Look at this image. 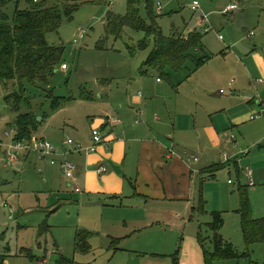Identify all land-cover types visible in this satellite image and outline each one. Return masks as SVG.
Returning <instances> with one entry per match:
<instances>
[{"label": "rangeland", "instance_id": "obj_1", "mask_svg": "<svg viewBox=\"0 0 264 264\" xmlns=\"http://www.w3.org/2000/svg\"><path fill=\"white\" fill-rule=\"evenodd\" d=\"M194 1L140 0L139 9L142 18L151 22L149 7L153 6L156 14H159L156 23L160 24L166 36L189 30L197 17L202 13L206 14L215 28L202 30L203 45H206L204 52L208 53L225 49L217 36L222 35L229 44L226 38L229 29L249 32L253 39L248 41L254 46L253 40L261 32L258 29L260 23L264 28V0H198V9L192 8ZM230 2H236L240 9L223 14ZM47 4L64 10L67 0H47ZM28 7V0H7L4 7L0 8V21L6 19L13 25L17 10ZM128 13V0H83L73 15L64 14L58 30L47 34V41L51 45L63 48L62 64L65 62L70 68L64 71L62 66L61 69L59 67L47 81L32 83L24 80L22 84H16L15 81L17 89L28 92L27 99L21 103V113L31 112L33 117L36 116V128L33 130L35 137L45 136L51 140L54 135H59L61 138L69 133L71 118L88 121L87 116L91 113L95 116L100 103L97 104L92 99L99 102L102 86L107 88L110 85L114 92L110 98L105 95L104 102L126 100V95L133 92L130 91L131 86L135 87L134 92L139 90L130 76L132 73L141 74L147 68L144 61L149 50L131 53L128 46L144 39L145 33L128 26L122 37L116 38L108 33L105 25L108 15L127 16ZM81 29H84L85 36L76 43L74 40L79 37ZM208 40L213 42L215 48L208 46ZM199 54L205 55L203 52ZM148 72V76L153 72L156 78L161 77L163 84L170 81L156 70L148 68ZM12 85L11 82L10 89L14 90ZM6 95L0 80V144L3 142L5 145L11 139L4 136V132L10 130V123L21 115L19 112L9 111ZM55 98H65L66 101L55 108L52 104ZM259 111H253L252 115H258ZM263 132L264 116L231 129L229 134H234L237 142L228 145L223 153L231 156L232 161L226 163L224 169L216 171L214 176L203 179L198 175V195L194 206L203 192L207 201L206 211L191 210L189 220L192 225L187 228L186 233H190L192 228H198L197 232L201 231L203 237L207 238V250L213 252L214 233L209 224L213 221L214 214L220 212L224 222L220 232L237 253L233 258L214 260L213 264H264V243L248 245L239 212V188L247 186L254 218L264 217V181L248 186L249 181L243 171L246 166L255 170L258 162L264 165V139H256V135ZM4 149V145H0V252L8 255L5 264H175V252L183 244L182 226L172 227L176 232H170L167 226L160 231L153 229L143 233L127 232L120 221L122 215L127 216V211L118 206L102 208L100 212L94 207H85V202L78 203L79 195H68L63 190L65 180L61 170L51 179L47 167L42 163L37 164L38 155L31 152L33 154L28 153L31 155L28 157L26 152L29 151L26 149L21 151L18 164L5 166L4 160L8 155ZM20 164H25L24 172ZM57 166L59 169V165ZM108 167L113 171L111 165ZM174 205H177L174 206L176 209L183 208L180 202ZM79 232L85 235L88 233L89 242L85 250L77 248L76 238ZM122 235L124 236L121 237Z\"/></svg>", "mask_w": 264, "mask_h": 264}, {"label": "crops", "instance_id": "obj_2", "mask_svg": "<svg viewBox=\"0 0 264 264\" xmlns=\"http://www.w3.org/2000/svg\"><path fill=\"white\" fill-rule=\"evenodd\" d=\"M204 15L197 17L194 25L181 34L188 35L194 29L202 31L207 26L214 30L209 18L204 25L199 22ZM258 29L261 32L253 40L254 46L248 41L253 39L252 35L241 29L227 31L230 45L219 34L217 38L222 40L225 49L208 50L217 55L189 76L188 70L175 72L167 84L153 72L150 76L149 72L145 75L132 73L130 78L139 90L134 92L135 87L131 86L133 92L126 95V100L104 102L105 95L110 98L114 92L110 85L102 86L99 102L92 99L100 103L96 115L91 113L88 121L71 118L70 131L65 133L68 139L65 135L49 139L59 152L55 156L57 163L51 165L50 158L36 157L37 164L47 167L51 179L61 170L65 180L63 190L68 195H79L78 203L85 202V207H94L100 212L102 208L118 206L127 211V216L122 215L120 220L127 232L160 231L164 226L176 232L172 227L182 226L179 264H206L198 228L186 233L192 225L191 210H200V196L194 206L198 175L204 179L224 169L232 159L223 150L237 142V138H232L234 134H229L231 129L253 121V111L264 112V81L259 82L264 80V28L261 23ZM211 42L207 41L208 46L215 48ZM230 81L238 90L237 95L220 94L222 89H227L225 87L229 89ZM94 128L101 130L105 141L97 152H90L85 147L93 142ZM256 136L257 140L264 139V132ZM69 138L85 150L77 151L73 144H68ZM28 153L33 154L26 152L28 157L31 156ZM21 155L19 152L16 164ZM62 161L75 165L74 178L65 176L60 165ZM111 162L119 165L121 172L110 171ZM24 165L20 164L23 172ZM103 166L106 171L100 175L99 169ZM243 171L248 181V175L253 176L255 185L264 181L262 162L256 164L255 170L246 166ZM77 186L81 187V192L75 191ZM179 202L183 208H174ZM109 215L112 217V212Z\"/></svg>", "mask_w": 264, "mask_h": 264}, {"label": "trees", "instance_id": "obj_3", "mask_svg": "<svg viewBox=\"0 0 264 264\" xmlns=\"http://www.w3.org/2000/svg\"><path fill=\"white\" fill-rule=\"evenodd\" d=\"M82 1L67 0L63 10L56 5L49 6L47 0H28L29 7L17 10L13 25L6 19L0 21V80L7 92L5 101L9 111L21 114L11 123V126L16 129L18 140L34 138L33 130L36 128L37 120L31 112L21 113V103L27 99L28 92L17 89L16 84H22L24 80L32 83L47 81L60 67L63 61L61 57L63 48L51 45L47 41V34L58 30L64 14L73 15ZM6 3L7 0H0V8H3ZM139 6L140 0H128V15H108L105 25L108 33L116 38H121L124 29L128 26L145 33L144 39L128 46L131 53L136 50H149L148 57L144 61L147 68H144L143 75L148 73V68H151L168 79H171L175 72L183 69L189 71V76L213 57L212 53L204 52L202 31L194 29L188 35L178 32L173 36H166L160 24L156 23L159 14H156L153 6L149 7L151 22L142 18ZM202 52L205 55L199 54ZM11 82L14 90L10 89ZM64 101H66L65 98L53 99V107L59 108ZM239 191L241 194L239 212L244 237L248 245L264 243V217L254 218L247 186H240ZM205 205L206 201L201 194L199 200L201 212L206 211ZM223 225L221 213L216 212L213 221L209 224L214 233L212 237L214 251L211 253L207 250V238L203 237L201 231L198 235L206 264H213V261L217 259L237 256L233 245L220 232ZM87 235L83 232L77 234L76 242L79 250L87 248L89 242ZM175 254V264H179V250ZM7 257L6 253L0 252V264H5Z\"/></svg>", "mask_w": 264, "mask_h": 264}, {"label": "built area", "instance_id": "obj_4", "mask_svg": "<svg viewBox=\"0 0 264 264\" xmlns=\"http://www.w3.org/2000/svg\"><path fill=\"white\" fill-rule=\"evenodd\" d=\"M200 6V3L198 0H195L193 5H192V8L194 9H198ZM239 6L238 4L235 2V3H231L229 4L228 6H226V8L223 10V13L224 14H229L233 11H235L236 9H238ZM159 9L160 11L162 10L161 9V6H159ZM208 21V16L205 14L203 17H201L199 19V22L204 25L205 22ZM211 29V26H207L205 27L204 31H208ZM85 36V31L84 29H81L80 31V35L78 38H76L74 40V42L76 43H79L78 41L80 39H82V37ZM220 38L223 39L222 35L220 36ZM69 65L64 63L62 64V69L63 70H66L68 69ZM264 80L263 79H260L259 82H263ZM230 84V87L229 89H222L220 91L221 94H231V95H237L238 93V90H236L234 88V84H233V81H230L229 82ZM142 94V93H141ZM264 113V112H263ZM253 114L252 116V120L256 119V118H260V117H263L264 114ZM2 122V120H0V123ZM92 134H93V142L90 146L88 147H85V149L87 151H90V152H97L98 151V148L100 147L101 144L104 143L105 141V138H104V135L103 133L101 132V130L99 129H93L92 130ZM5 136L9 137L11 139V142H9L7 145H5L3 142H1V146L4 145L5 147V151L7 153V157L5 158L4 162H5V165H8V164H13V163H16L17 160H18V153L23 151V149H26L28 150L29 152H34L38 155V157L40 159H44V158H50V164L51 165H55L57 163V159L55 158V156L59 153L58 150H57V147L55 144H53L49 139L47 138H44V137H39V138H33L31 140H18L17 137H16V129L13 127L11 128L10 130L6 131L5 132ZM232 138H235V135L232 136ZM68 144H73L74 145V140L72 138H69L68 140ZM75 149L78 151H83L85 150L84 148H82L81 145H77L76 144V147ZM60 165L62 166V169L64 171V174L65 176L70 179V178H74V170H75V165H73L71 162H68V161H62L60 163ZM106 171V167L103 166L101 167V169H99V174L101 175L102 172H105ZM249 176V185L250 186H254V180H253V176L251 174L248 175ZM230 182L232 183V180H230ZM75 191L76 192H81V187L77 186L75 187Z\"/></svg>", "mask_w": 264, "mask_h": 264}, {"label": "water", "instance_id": "obj_5", "mask_svg": "<svg viewBox=\"0 0 264 264\" xmlns=\"http://www.w3.org/2000/svg\"><path fill=\"white\" fill-rule=\"evenodd\" d=\"M110 164H112V167H113V169H114L115 171H117V172H121V169H120V166H119V165L114 164L113 162H111Z\"/></svg>", "mask_w": 264, "mask_h": 264}]
</instances>
